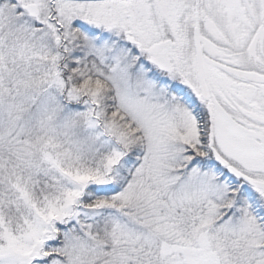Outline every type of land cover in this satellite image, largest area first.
Wrapping results in <instances>:
<instances>
[{"label": "snow or ice", "instance_id": "6c2138e0", "mask_svg": "<svg viewBox=\"0 0 264 264\" xmlns=\"http://www.w3.org/2000/svg\"><path fill=\"white\" fill-rule=\"evenodd\" d=\"M0 264H264V0H0Z\"/></svg>", "mask_w": 264, "mask_h": 264}]
</instances>
